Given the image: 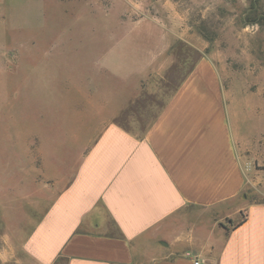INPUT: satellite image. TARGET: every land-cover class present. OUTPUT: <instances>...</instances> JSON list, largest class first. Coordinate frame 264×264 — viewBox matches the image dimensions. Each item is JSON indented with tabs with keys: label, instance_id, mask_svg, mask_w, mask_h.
Masks as SVG:
<instances>
[{
	"label": "crops",
	"instance_id": "obj_1",
	"mask_svg": "<svg viewBox=\"0 0 264 264\" xmlns=\"http://www.w3.org/2000/svg\"><path fill=\"white\" fill-rule=\"evenodd\" d=\"M25 1L44 0L0 4ZM123 38L106 37L104 51L93 40L73 52L71 75L99 81L88 87L66 80V89L83 98L76 106L91 110L76 139L94 132L69 179H48L44 210L24 250L38 264H264V204L245 206L240 199L246 183L241 151L249 143L232 122L234 105L218 69L202 54L188 69H177L171 92L136 135L117 122L128 104L122 84L139 71L130 62L138 53L121 50ZM160 49L150 51V59L160 57ZM50 52L44 58L55 59ZM46 83L44 90L54 89ZM78 116L85 121L81 111ZM40 164L49 169L42 153ZM241 213V225L219 226Z\"/></svg>",
	"mask_w": 264,
	"mask_h": 264
},
{
	"label": "rangeland",
	"instance_id": "obj_2",
	"mask_svg": "<svg viewBox=\"0 0 264 264\" xmlns=\"http://www.w3.org/2000/svg\"><path fill=\"white\" fill-rule=\"evenodd\" d=\"M106 37H124L121 50L138 53L130 62L139 71L122 84L128 104L117 117L136 135L171 92L177 69H188L200 54L210 59L234 105L232 122L249 143L248 151H241L246 183L240 199L245 206L264 204V0L0 4V264H38L23 244L44 210V186L53 183L48 179H69L79 150L94 132L76 139L86 131L79 127L91 121V110L85 103L76 106L83 98L65 87L68 78L76 79L73 52L86 50L93 40L104 51ZM158 47L160 57L150 59ZM45 51L55 59L44 58ZM58 53L63 60H57ZM143 62L149 65L141 68ZM46 81L54 89L44 90ZM76 81L88 87L99 82L90 76ZM41 153L49 167L45 171ZM243 216L219 226L229 229Z\"/></svg>",
	"mask_w": 264,
	"mask_h": 264
},
{
	"label": "trees",
	"instance_id": "obj_3",
	"mask_svg": "<svg viewBox=\"0 0 264 264\" xmlns=\"http://www.w3.org/2000/svg\"><path fill=\"white\" fill-rule=\"evenodd\" d=\"M243 222H244V219L240 220L237 224L234 225V228L241 225ZM220 227L222 226L220 225Z\"/></svg>",
	"mask_w": 264,
	"mask_h": 264
},
{
	"label": "built area",
	"instance_id": "obj_4",
	"mask_svg": "<svg viewBox=\"0 0 264 264\" xmlns=\"http://www.w3.org/2000/svg\"><path fill=\"white\" fill-rule=\"evenodd\" d=\"M194 264H201L200 261L196 260L194 261Z\"/></svg>",
	"mask_w": 264,
	"mask_h": 264
}]
</instances>
